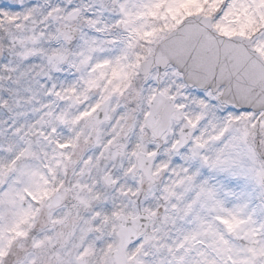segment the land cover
I'll list each match as a JSON object with an SVG mask.
<instances>
[{"label":"snow or ice","instance_id":"snow-or-ice-1","mask_svg":"<svg viewBox=\"0 0 264 264\" xmlns=\"http://www.w3.org/2000/svg\"><path fill=\"white\" fill-rule=\"evenodd\" d=\"M0 264H264V0H0Z\"/></svg>","mask_w":264,"mask_h":264}]
</instances>
